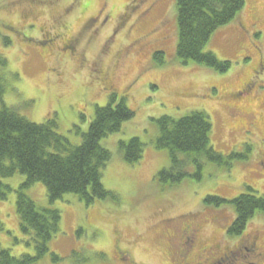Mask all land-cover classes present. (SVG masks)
<instances>
[{"label":"rangeland","instance_id":"obj_1","mask_svg":"<svg viewBox=\"0 0 264 264\" xmlns=\"http://www.w3.org/2000/svg\"><path fill=\"white\" fill-rule=\"evenodd\" d=\"M243 2L236 18L217 28L205 46L230 62L226 72H218L179 62L175 0H0L7 107L30 122L54 120L56 132L72 146L81 143L96 107L106 106L111 93L134 113L100 141L111 154L101 171L108 196L86 205L68 193L50 202L41 182L24 188L37 208L60 215L49 252L35 264H174L184 229L189 233L182 238L195 230L211 253L242 247L254 236L257 254L244 253L231 264H264L261 214L241 234L227 233L235 216L229 201L247 193V186L264 195V70L256 76L264 66V0ZM156 52L163 55L155 58ZM244 84H251L249 104L235 97ZM245 104L249 111L241 110ZM191 111L209 117L215 151L236 157L228 167L206 161L200 178L163 186L157 173L170 163L168 151L154 146L155 120ZM132 137L143 143V152L138 162L128 163L118 142ZM187 170L195 172L191 164ZM24 180L19 173L1 178L11 191L0 200V249L15 257L34 254L33 237L20 230L16 213ZM206 195L229 203L205 205ZM192 251L194 261L209 254Z\"/></svg>","mask_w":264,"mask_h":264},{"label":"trees","instance_id":"obj_2","mask_svg":"<svg viewBox=\"0 0 264 264\" xmlns=\"http://www.w3.org/2000/svg\"><path fill=\"white\" fill-rule=\"evenodd\" d=\"M243 5V0H175L176 56L179 62H193L226 72L230 62L219 60L211 51L205 50V46L217 28L236 18ZM161 55L163 52H156L154 57ZM6 64L0 56V200H5L11 191L1 178L16 173L24 175L25 180L16 195V213L20 230L33 237L34 254L23 253L15 257L9 249H0V264H35L49 252L48 242L58 232L60 215L54 208H37L34 200L23 192L24 188L41 182L50 202L68 193L77 195L86 205L94 199L108 196L110 192L101 183V171L111 154L100 141L119 131L134 113L125 104L124 98L117 99L116 94L111 93L106 106L96 107L88 130L82 134L81 143L72 146L56 132L54 120L30 122L17 110L5 105L3 94L6 85L1 72ZM155 121L159 134L154 139V146L168 151L170 163L169 167L157 173L163 186L177 184L188 176L200 178L206 161L228 167L231 158L236 155L235 152L224 155L215 151L210 143L212 125L202 111H191L178 119L161 116ZM118 146L126 162L135 163L141 159L143 143L139 138L120 140ZM179 153L183 156L179 157ZM190 164L195 168L192 174L187 172ZM246 188L249 190L247 193L229 201L235 214L227 229L230 236L241 234L257 213L264 217V195H258L251 187ZM203 202L205 205L220 206L227 201L206 195ZM51 258L58 259L53 253Z\"/></svg>","mask_w":264,"mask_h":264},{"label":"flooded vegetation","instance_id":"obj_3","mask_svg":"<svg viewBox=\"0 0 264 264\" xmlns=\"http://www.w3.org/2000/svg\"><path fill=\"white\" fill-rule=\"evenodd\" d=\"M139 1V0H137ZM264 70V66L262 64L259 65V69L256 71V76H259ZM263 87V86H262ZM243 91H238L235 93L236 99H240L243 97L242 100H245L246 103H250V91H251V84H244L243 85ZM245 94V96H243ZM241 107V105H239ZM245 111L250 110V105H243L241 107ZM197 231V230H196ZM184 233H189L188 230L184 229V231L181 232V237H180V243L181 245L179 246L178 250L175 252L177 262L174 264H231L234 262V260L243 255L244 253H252V254H257L255 253V248L257 246V240L253 236L251 240L247 243V245H243L242 247L240 246V243L234 245L233 250L231 249H226L225 251H219L216 253H211L208 252V246H202L203 244L201 241H198L196 237L195 230L190 233V235H185L182 238V235ZM194 248L199 249L200 251L205 250L208 254L207 257L203 258V254H200L196 256V260H192L190 258V253L193 252L192 250ZM119 250V249H118ZM210 251V250H209ZM119 259L123 260L124 255L119 251ZM189 256V257H188ZM201 260V261H200Z\"/></svg>","mask_w":264,"mask_h":264}]
</instances>
